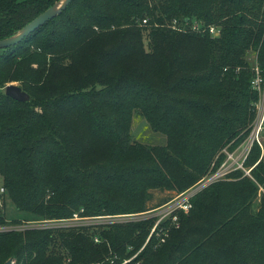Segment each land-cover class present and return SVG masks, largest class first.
Wrapping results in <instances>:
<instances>
[{"label": "trees", "instance_id": "16d2710c", "mask_svg": "<svg viewBox=\"0 0 264 264\" xmlns=\"http://www.w3.org/2000/svg\"><path fill=\"white\" fill-rule=\"evenodd\" d=\"M54 1L0 0V39ZM256 65L264 74V0H71L0 49L3 204L36 220L160 208L245 137ZM12 80L26 101L4 93ZM134 110L164 144L132 139ZM261 151L250 176L234 169L163 221L0 230V264H264ZM151 190L174 193L149 207ZM15 221L0 205V225Z\"/></svg>", "mask_w": 264, "mask_h": 264}, {"label": "built area", "instance_id": "2783aa9c", "mask_svg": "<svg viewBox=\"0 0 264 264\" xmlns=\"http://www.w3.org/2000/svg\"><path fill=\"white\" fill-rule=\"evenodd\" d=\"M209 31L212 33H217L213 26L209 27ZM251 85L254 89L257 90L258 99L255 106V116L249 125L247 134L234 149L229 150L226 147L222 149L225 153V158L214 170L207 172L194 185L189 187L187 190L177 194L175 198L173 197L170 201L167 202L170 208L168 212L169 214L174 209H182L185 212L188 211L191 206L190 198L194 195V193H196L204 186L217 181L222 177L224 178L230 171H233L234 169H241L245 174L250 176V169L252 166H245V160L252 145L255 142L259 144L262 150V141L264 134V74L260 71L257 65L254 66V76L252 77ZM257 185L259 193H264V186L259 183H257ZM2 191L3 188L0 187V192ZM76 218H78V215L74 213L73 216L69 219L47 220V222H63ZM172 219H176L175 214L172 215Z\"/></svg>", "mask_w": 264, "mask_h": 264}, {"label": "rangeland", "instance_id": "374dc122", "mask_svg": "<svg viewBox=\"0 0 264 264\" xmlns=\"http://www.w3.org/2000/svg\"><path fill=\"white\" fill-rule=\"evenodd\" d=\"M192 25L194 27V25H196V23H193ZM253 56H254V53L252 51H250L248 53V59L250 61H252ZM10 82L18 84V82L14 81V80L8 81L5 84L10 83ZM5 84L3 85V89H4ZM130 132H131L132 139L137 140V141L142 142V143H145V144H148V145H159V144H164L166 142L165 135L160 131L153 130L149 126L148 122L143 118V116L137 110H134L133 114H132L131 123H130ZM262 144H263V148H262L261 153H264V137H263ZM229 173L224 178L222 177L218 180L230 179V178H228ZM0 185H1V177H0ZM151 191H152V196H151L150 200L148 201L149 207L153 206L156 202H158L159 200H161L164 197L173 196V193H174V192L166 191V190H151ZM2 192H0V205L1 206L3 205L4 212L6 213V216L8 218L16 217L17 221H15L13 223L9 222L7 224L0 225V230H8V229L23 230L26 227L27 228H29V227H44V226H53V225H58V224H60V225H72V224L76 225V224H88V223H103V222L114 221V220L123 221V220H126L127 218L146 217L148 215L149 216H151V215L155 216L156 217L155 223H156L158 221H163L168 216V214H169L168 212L170 209L169 205L167 203V204H163V206H161L160 208L149 209V210H146L140 214H136L133 216H124L123 215V216H114V218L113 217L112 218H108V217L95 218V217H79L78 216V218H76V219H71V220H67V221H63V222H47V220L31 219L28 216L24 217L21 212H18L15 210L12 203L8 200H6L4 202L5 204H3L4 194H1ZM176 196L177 195H175L174 198ZM259 197H260V193H258L256 198L254 199V204H256L258 202ZM8 259L10 260V264H13V262H14L13 259L7 258V260Z\"/></svg>", "mask_w": 264, "mask_h": 264}, {"label": "water", "instance_id": "95a60500", "mask_svg": "<svg viewBox=\"0 0 264 264\" xmlns=\"http://www.w3.org/2000/svg\"><path fill=\"white\" fill-rule=\"evenodd\" d=\"M71 0H56L42 12L37 14L34 18H32L29 22L23 25L20 29H18L15 33L10 36L4 37L0 39V49L9 47L17 44L21 41L25 36L35 30L39 25L43 24L48 19L54 17L58 13H60L70 2ZM4 93L16 100L26 101L29 98V95L26 91H24L19 84L17 83H7L4 86ZM6 264H10V260L6 261Z\"/></svg>", "mask_w": 264, "mask_h": 264}, {"label": "crops", "instance_id": "0c3cea01", "mask_svg": "<svg viewBox=\"0 0 264 264\" xmlns=\"http://www.w3.org/2000/svg\"><path fill=\"white\" fill-rule=\"evenodd\" d=\"M263 137H264V135H263Z\"/></svg>", "mask_w": 264, "mask_h": 264}]
</instances>
